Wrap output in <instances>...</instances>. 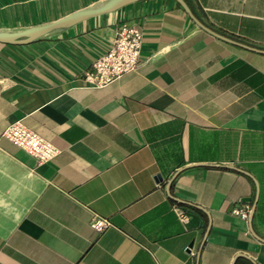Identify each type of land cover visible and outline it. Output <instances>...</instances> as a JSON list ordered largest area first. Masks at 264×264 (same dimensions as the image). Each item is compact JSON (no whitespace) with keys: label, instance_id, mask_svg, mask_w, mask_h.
Segmentation results:
<instances>
[{"label":"crops","instance_id":"obj_1","mask_svg":"<svg viewBox=\"0 0 264 264\" xmlns=\"http://www.w3.org/2000/svg\"><path fill=\"white\" fill-rule=\"evenodd\" d=\"M103 1L0 0V30ZM184 1L254 49L176 0L0 42V264H264V0ZM123 22L144 32L136 69L88 86ZM15 120L60 152L39 163L2 135Z\"/></svg>","mask_w":264,"mask_h":264},{"label":"built area","instance_id":"obj_2","mask_svg":"<svg viewBox=\"0 0 264 264\" xmlns=\"http://www.w3.org/2000/svg\"><path fill=\"white\" fill-rule=\"evenodd\" d=\"M143 38L144 32L139 25L121 23L110 48L95 58L90 68L84 71L82 78L86 84L91 87H104L135 70L140 60ZM2 135L36 158L39 163L52 160L60 152L54 143L27 127L22 120L11 122ZM232 212L248 219L251 205L237 201ZM178 215L180 220H187V216L182 211H178ZM91 225L95 230L102 231L109 225V221L102 217H95Z\"/></svg>","mask_w":264,"mask_h":264},{"label":"water","instance_id":"obj_3","mask_svg":"<svg viewBox=\"0 0 264 264\" xmlns=\"http://www.w3.org/2000/svg\"><path fill=\"white\" fill-rule=\"evenodd\" d=\"M134 1H136V0H106V1L100 2L96 5L90 6L88 8L78 10L76 12L68 14V15H66V16H64V17H62V18H60L54 22L48 23V24L34 26V27H30V28H27L24 30H19V31L0 30V42L8 43V44H25V43H28V42L35 40L36 38L46 34L47 32H49L51 30L75 24L81 20L88 18V17L112 12V11L117 10L118 8L124 6L128 3L134 2ZM176 1L184 8V10L190 16V18L198 26H200L204 30H206V31L210 32L211 34L218 36L224 40L232 41V42L239 44L241 46L254 49L251 46H248L246 44L231 40V39L215 32V31H213L212 29L208 28L193 14V12L190 10L189 6L187 5V3L184 0H176ZM160 177L161 176L158 175V178H160ZM252 214H253V210L251 212V217H252Z\"/></svg>","mask_w":264,"mask_h":264}]
</instances>
